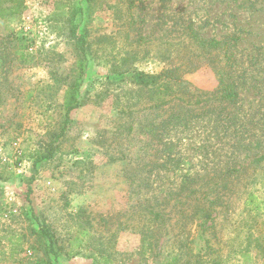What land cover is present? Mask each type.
Returning <instances> with one entry per match:
<instances>
[{
    "label": "rangeland",
    "instance_id": "1",
    "mask_svg": "<svg viewBox=\"0 0 264 264\" xmlns=\"http://www.w3.org/2000/svg\"><path fill=\"white\" fill-rule=\"evenodd\" d=\"M21 1L22 13L10 16L4 9L14 4L0 0V264L48 261L42 227L60 264H172L176 255L182 264H264V160L222 190L215 170L231 160L216 151L221 104L144 110L164 89L139 88L127 75L176 63L191 93L211 94L223 57L203 51L185 61L199 51L194 38L239 37L247 80L241 102L221 114L255 115L245 136L257 149L264 69L253 64L264 68V0H87L84 55L69 21L82 0ZM75 82L80 104L57 140ZM262 151L264 143L254 153ZM215 183L221 192L202 201ZM247 192L257 198L245 208Z\"/></svg>",
    "mask_w": 264,
    "mask_h": 264
},
{
    "label": "trees",
    "instance_id": "2",
    "mask_svg": "<svg viewBox=\"0 0 264 264\" xmlns=\"http://www.w3.org/2000/svg\"><path fill=\"white\" fill-rule=\"evenodd\" d=\"M14 6L7 7L4 9L7 12V15L14 16L22 13L23 10V2L21 0H9ZM82 2H87V0H82L81 3L74 6L69 15V21L73 23L72 28L70 30V36L75 40V42L79 44L80 51L82 55L86 52V42H87V29H86V5ZM129 6L133 7L135 0H128ZM88 8V7H87ZM82 20V25H76L77 19ZM194 44L199 50L198 53H193L191 56L185 57V61L189 62L192 58L199 59L203 57V51H207L209 55L211 53H215L217 57H223V65H218L216 67L214 65V69H216V73L218 74V87L213 91V93L208 94L203 91H198V93H191L190 84L183 80L180 75L181 69L183 66H177L176 63L171 67L162 71L158 74H147L144 72L132 71V73H128L131 77L130 81L132 84L139 88H154L155 90L159 88H163L162 96L159 97L149 108L145 109H154L155 111L163 108L165 105L173 106L176 103H183L186 107H198L202 104L207 105L210 102H218L221 104L220 112H218V121H222L220 125H218V129L215 130L214 139L220 144L216 149L218 150L219 155L224 154V158L231 160L227 163V165L223 168H217L215 171L221 177H225L223 180L222 190H226L232 181V177L236 175L238 178L242 174L246 173L251 167L255 165H260V163L264 160V154L261 152L254 153L255 150L260 149V146L263 145L262 142H258L257 140V149L253 148V141L251 139L248 141L250 137H246V130L249 125H252L254 128L258 125L257 121H255V115L248 114H236L232 112L226 113L222 118V112L226 111L228 107L236 105L241 102L240 90L246 84L247 80L246 76L240 75L239 68L242 67V59L236 53V48L238 43L241 41L239 37H229V38H211V39H203L200 37L194 38ZM206 55V56H209ZM212 56V55H211ZM206 57L207 60H212L213 57ZM254 60V57L252 58ZM253 66H257L256 69L258 71H262L264 68L260 65V63L255 59V63ZM85 68L81 67L79 70L78 79L81 80L85 74ZM123 76V74H121ZM243 79V81H242ZM81 88V82H75L71 84L65 93V100L63 103V108L66 112V121L65 126L57 137V140L61 139L65 135L66 126L70 123V113L79 107L80 100L78 98L79 90ZM197 91V90H195ZM207 95L210 97L206 98ZM193 99H196L193 101ZM237 109V108H236ZM126 111H122V114H126ZM133 113V112H132ZM206 113L203 111L202 114ZM253 114V113H251ZM174 122H171L172 124ZM167 124V128H168ZM204 128H209V124H205ZM159 126H156L155 129H159ZM246 129V130H245ZM214 130H212L213 132ZM209 136V135H208ZM255 142V141H254ZM262 143V145H261ZM209 147V146H208ZM209 150H206V152ZM225 151V153H224ZM264 152V151H262ZM244 155L243 158H240L241 155ZM54 153L51 151L47 155L43 156L41 159H50L52 158ZM242 155V156H243ZM40 159V160H41ZM193 181V180H192ZM185 185L182 186V188ZM221 185L215 183L211 190L204 193V197L201 199L202 201L206 200L212 193L220 191ZM221 192V191H220ZM191 193H197V191L192 190ZM219 192L216 194L213 200L208 201L206 204V218L209 219L210 216L215 212L214 207L219 205L220 196ZM191 198V197H190ZM256 195L247 192L246 201H244L245 208L249 207L253 200L256 199ZM198 201L199 199H195ZM257 207V206H256ZM155 221H161L162 215L160 212L153 213ZM34 218V216L32 215ZM214 220V219H212ZM34 221H38L36 218ZM40 234L42 238L48 242V251L50 254V259L48 261H43V264H60L59 263V254L57 253L56 243L54 241V237L51 234V231L42 227L40 229ZM179 255L174 256L172 259V264H182L180 263Z\"/></svg>",
    "mask_w": 264,
    "mask_h": 264
}]
</instances>
